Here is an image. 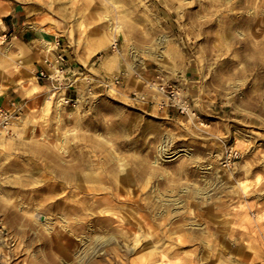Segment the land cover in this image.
I'll use <instances>...</instances> for the list:
<instances>
[{
    "label": "rangeland",
    "instance_id": "obj_1",
    "mask_svg": "<svg viewBox=\"0 0 264 264\" xmlns=\"http://www.w3.org/2000/svg\"><path fill=\"white\" fill-rule=\"evenodd\" d=\"M0 8L18 21L0 28V264H264V0H0ZM41 27L50 52L35 39ZM58 53L71 81L82 80L80 106L76 85L64 88L63 106L36 80ZM4 116H16L12 127ZM84 159L98 173L127 166L137 180L119 193L89 184L84 192L101 204L87 232L61 220L77 218L82 195L63 174ZM110 198L163 233L155 254H145L144 230L138 244L121 238L133 223L100 221Z\"/></svg>",
    "mask_w": 264,
    "mask_h": 264
},
{
    "label": "bare ground",
    "instance_id": "obj_2",
    "mask_svg": "<svg viewBox=\"0 0 264 264\" xmlns=\"http://www.w3.org/2000/svg\"><path fill=\"white\" fill-rule=\"evenodd\" d=\"M116 1V0H115ZM119 10V9H118ZM3 12V9L0 8V13ZM109 29L113 30V29H117V26H113V24L111 23L109 25ZM41 30H43V37L40 38V40L42 41L41 44L44 48L45 51L50 52V50L52 49L54 42L49 38V36L45 37V33L49 30H45L43 27L40 28ZM46 31V32H45ZM1 37H4L3 35ZM48 38V39H47ZM137 54L132 52L131 56L133 57L134 60L138 59ZM26 57V56H24ZM28 57V56H27ZM26 59V58H25ZM142 62V61H139ZM82 80H75V82H72V84L76 85L77 88V97L75 100V105L80 106V104L82 103V101L85 99L86 97V91L83 88L82 84L80 83ZM150 85L154 86L155 89H160L161 87L158 85H155L154 82H152ZM176 92V91H175ZM177 93V92H176ZM63 92H60V94L57 95L56 98V104L58 105H63L66 106L65 103V99L63 97ZM50 100H47V104H49ZM179 104H181L182 108L188 109V105H187V101H185L184 99H182V101H179ZM0 116H1V112H0ZM16 116L10 117L7 119V116L2 117L3 119H7V122L10 121L11 122V126L13 124V119ZM0 120H2L0 118ZM1 125V122H0ZM4 128H7V124H3L2 125ZM9 127V128H10ZM163 149V145H161ZM183 152L185 151L184 148L182 149H177L174 150L172 152V155L176 156L179 155V152ZM87 154V153H86ZM86 154L84 152H82V157L86 156ZM111 154V153H110ZM113 154V153H112ZM182 154V153H181ZM115 155V154H114ZM120 155V154H119ZM122 155V154H121ZM119 158H121V156H119ZM226 159L229 158V155H225ZM224 161H226L224 159ZM228 164V163H227ZM108 169H106L108 172H104V173H98L95 170V163L89 161V160H82L79 169L74 171V172H67L65 174H63V179H65V181H70L71 179H75L76 181V188L80 189L82 192V195L78 198V202L77 205H72V209L74 212L77 213V218L75 217L73 220H71L70 218H67V215H63L61 217V220L64 221V225H68L66 223L69 222L68 219H70V226L75 227V228H80L81 230H86V232L88 230H90V226L91 228L92 224L90 221L93 219H97L98 216H93L90 217L89 215H94V213L97 212L96 207L99 206L101 204V198L100 197H94V192L93 194H90L89 192H84L85 190H91L93 191L94 186L93 185H89L91 182H97V181H106L109 184L112 185V187H115L117 189L116 193H119L120 190H123V186L128 188L130 186H134L135 182L137 181L136 178H134L132 176V173L130 171V169L127 166H124V168H116L114 167V165H110L107 167ZM209 168V167H208ZM142 179H144L143 177H140L138 180L142 181ZM137 184V183H136ZM235 184H237V186L241 187V189L243 191L247 190L248 185L244 182V180H238L235 181ZM105 187V186H104ZM124 191V190H123ZM159 192V191H158ZM167 192V191H166ZM192 192V191H191ZM202 194V197L204 196V191L200 192ZM182 194V193H181ZM160 195V194H159ZM112 197L113 194H107L104 197ZM78 197V196H77ZM115 197V196H114ZM193 197V196H192ZM149 198V197H148ZM152 198V197H151ZM162 198V197H161ZM173 200V199H172ZM112 198L108 199L107 201H104V203H106L107 205L105 207H103L102 209H100V211L103 214V216L100 218V221L103 222L104 225L106 226H110L111 222L114 220V217H117V219H122V220H127V222L133 223L132 227L129 230H125V231H121L122 233V237L121 238H125L126 240H129V242H131L132 245H135L136 243L138 244V241L142 238L140 235V231L138 233V230H144L145 232V237L147 238V247H146V251L145 254L147 255H152L155 254L156 250V244L159 240V236L162 235L163 233H161L160 230L156 229L153 227V224L149 221V217L147 218L144 215H140L137 214V211H132L129 208H124L121 209L120 206H115V204L112 202ZM119 201V200H118ZM122 202V201H121ZM161 202V200H160ZM146 204V203H145ZM155 204V203H154ZM152 205V204H151ZM158 205V204H157ZM154 208V207H153ZM160 208V207H159ZM150 209V208H149ZM148 211V210H147ZM97 214V213H96ZM37 215V214H36ZM158 216L157 213H154L152 217H156ZM131 217H134L131 218ZM36 218V216H35ZM39 218L41 219L42 217L39 215ZM157 221V220H156ZM88 222V223H87ZM90 222V223H89ZM88 225V227H87ZM69 226V225H68ZM121 226V224L119 225ZM64 227V226H63ZM62 227V228H63ZM122 227V226H121ZM126 227V226H125ZM124 227V228H125ZM129 228V227H128ZM75 230V229H74ZM78 230V229H77ZM92 230V229H91ZM114 230V228L112 229ZM94 231V230H93ZM104 231V230H103ZM118 231V230H117ZM96 232V231H95ZM113 233L115 231H112ZM173 231H170L169 233H172ZM106 234V233H105ZM115 234V233H114ZM85 235V234H83ZM110 235V234H109ZM113 235V234H112ZM117 235V234H116ZM78 236V235H77ZM89 236V235H87ZM100 236V235H99ZM114 236V235H113ZM80 237V236H79ZM102 237V236H101ZM84 238V237H83ZM93 238V237H92ZM91 238V240H93ZM104 238V237H103ZM106 238V236H105ZM80 239V238H79ZM90 239V238H89ZM109 239V238H108ZM162 239V238H161ZM95 240V239H94ZM115 240V239H114ZM117 240V239H116ZM122 240V239H121ZM142 240V239H141ZM119 241V240H118ZM95 242V241H94ZM93 242V243H94ZM110 242V241H109ZM142 242V241H141ZM162 242V241H161ZM85 243V242H84ZM91 243V242H90ZM100 243V242H99ZM124 243V242H123ZM164 243V242H163ZM159 244V243H158ZM162 244V243H161ZM160 244V245H161ZM93 245V244H92ZM162 246V245H161ZM168 246V244H167ZM159 248V247H158ZM173 250V249H172ZM173 252V251H172ZM143 254V253H142ZM161 261V260H160ZM162 263V262H159ZM166 264V263H165ZM171 264V263H168Z\"/></svg>",
    "mask_w": 264,
    "mask_h": 264
},
{
    "label": "built area",
    "instance_id": "obj_3",
    "mask_svg": "<svg viewBox=\"0 0 264 264\" xmlns=\"http://www.w3.org/2000/svg\"><path fill=\"white\" fill-rule=\"evenodd\" d=\"M68 72L67 60L63 54L58 53L54 60L45 59L44 64L37 68L36 80L45 82L51 95H58L63 92L65 102H69L71 98L66 96V89H64L72 85ZM170 94L175 96L173 90L170 91Z\"/></svg>",
    "mask_w": 264,
    "mask_h": 264
},
{
    "label": "crops",
    "instance_id": "obj_4",
    "mask_svg": "<svg viewBox=\"0 0 264 264\" xmlns=\"http://www.w3.org/2000/svg\"><path fill=\"white\" fill-rule=\"evenodd\" d=\"M4 13V11L2 12V13H0V28H2V29H4V28H6V29H9V28H11V27H14L17 23H18V21H14L13 19H11V18H9V17H6V18H3L2 19V17H1V15ZM23 34L24 35H26L27 37H29V38H33V37H35L34 35H35V31H30L29 29H24L23 30ZM46 32V31H45ZM43 30H41V34L39 35V36H37V38H35V39H38L39 40V42L41 43L42 41L40 40V38L41 37H43ZM14 37V39L17 37L18 39H20V41L22 42V43H24L22 40H21V38L18 36V35H13ZM48 36V31L45 33V37H47ZM48 39V38H47ZM12 43L13 44H15V42L14 41H12ZM25 44V43H24ZM25 46H26V49L28 48L27 47V45L25 44ZM29 49V48H28ZM28 57L26 56V57H23L22 59H23V61L24 62H26L28 65H32V52H31V50L29 49V51H28ZM26 58V59H25ZM36 82V81H35ZM37 83V82H36ZM42 87V85L41 84H39V83H37L36 84V86L35 87Z\"/></svg>",
    "mask_w": 264,
    "mask_h": 264
}]
</instances>
